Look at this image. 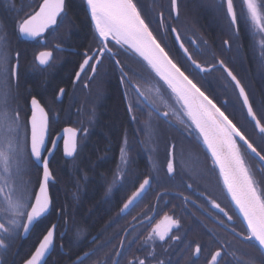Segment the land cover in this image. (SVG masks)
I'll list each match as a JSON object with an SVG mask.
<instances>
[{"label": "trees", "instance_id": "1", "mask_svg": "<svg viewBox=\"0 0 264 264\" xmlns=\"http://www.w3.org/2000/svg\"><path fill=\"white\" fill-rule=\"evenodd\" d=\"M240 1L242 0H234L237 9L240 7ZM135 2L154 35L162 46H165V50L169 52L170 56L183 69H187L186 74H191L190 78L202 86V90H205L214 103L221 107L222 111H225V114L233 120V123L241 129L250 142L257 146L258 151L264 154V139L258 135L253 125L248 121L246 110L241 105L238 89L235 88L234 83L223 70L213 69L211 73L199 74L179 49L171 29H176L181 41L197 62L210 66L218 60H223L246 90L249 73H252L254 82L259 83L260 86L254 89L250 97L257 116L262 122H264V75L262 74L264 73V56L261 55V58L258 56L264 51L260 46V40L264 38V34L257 32L254 26L250 25L251 27L245 28L240 23L238 32L240 35L237 38L226 15V6H222V0H178L179 15L177 18L171 10V0H135ZM0 8V24L16 22L19 24L20 21L27 18L24 14H8L2 5ZM71 8L76 10L60 22L57 28L48 33L44 38L45 44L27 46L28 59L24 64L28 72L26 79L28 105L22 120L26 125L23 131L25 136L27 135L30 139V101L35 96L48 113L51 139L59 129L63 130L69 126L80 130V136H91L93 139L88 144L83 140L81 143L83 147L74 160L63 162L60 159L61 155L53 156L49 165L55 181L49 186L51 211L47 217L37 223L26 241L25 247L28 254L31 255L35 252L43 236L52 226H55L54 217L59 214L62 216L61 223L66 220L71 222L70 218H76L79 226L88 227L87 231L102 232V221L99 220V217L117 215L119 211L116 205L104 206L101 202L104 198L114 199L116 194L114 184H118L115 180L118 178L117 174L122 173L120 170L126 172V175L122 176L125 178V184L139 185L146 176L156 179L161 177L164 179H155V181L169 185L170 190L186 192L185 195L189 198L197 199L199 196L196 194H202L201 200L205 210L210 214L221 216L222 213L214 211L211 207V201L215 200L225 208L229 215L233 216L236 231L247 234L244 223L223 188L219 171L213 166L211 155L203 145L198 133L193 130L192 134L188 135L183 125L178 126L176 116H169L166 122L146 101L136 106L135 94L126 82L121 83L120 73H116V75L111 73L109 81L113 80L112 83L105 81L102 85L95 83L91 86V88L94 87L93 92L95 93L93 94L97 97L96 101H93L94 103L91 101L93 98L86 101L83 96L76 107H71L73 102L69 103L65 109L63 104H55V98L61 89L60 85L76 70V56L71 57V60L64 65L58 82L53 77V66L46 70L40 68L35 61V55L42 50H52L54 45L75 49L84 48L87 44L92 46L96 36L93 24L86 12L85 0H76ZM161 13L164 18V30L160 25ZM184 24L187 25L186 29ZM7 34L6 31L0 32V41L6 40ZM253 36L259 39V45L254 43ZM91 40L92 42L89 44L88 41ZM225 41L229 43V50ZM193 42L199 46V51L193 46ZM120 52L123 54L122 58L130 56V64L127 65L124 61L123 65L126 71L131 69L128 74L141 89L147 86L154 88L155 85L160 87L162 82H158V78L150 75L149 70L137 57L123 49ZM61 55L63 54H57V56ZM148 77L152 80H149ZM98 88L99 93L97 92ZM101 89H103L102 92ZM90 93L92 94V91ZM129 103L134 105L132 112L128 110ZM55 117H60V125L57 124L58 119ZM138 140L141 141V144ZM173 145L175 172L171 178L167 172L149 175L145 174L146 172H139L135 176L138 179H132V174L128 171L132 168L167 169L168 154L170 146ZM122 152L126 157V163L122 161ZM136 152L140 153L142 163L138 164V160L134 158L133 154ZM241 153L258 188L264 190V171H256L247 163L248 154L242 145ZM29 159L28 172L24 178L31 185L30 192L37 194L43 170L36 163L31 162L34 160L33 158ZM101 168L108 169V172L99 170ZM181 184H191L192 187L186 190L175 189L176 185ZM73 198L76 199L75 202ZM82 227L80 231H85ZM62 229L59 228L60 231ZM248 242L253 252V264H264V255H262L259 245L254 240ZM8 243L5 242V246ZM46 264H54L52 258Z\"/></svg>", "mask_w": 264, "mask_h": 264}, {"label": "snow or ice", "instance_id": "2", "mask_svg": "<svg viewBox=\"0 0 264 264\" xmlns=\"http://www.w3.org/2000/svg\"><path fill=\"white\" fill-rule=\"evenodd\" d=\"M86 3L94 23L98 46L91 54L85 51L84 59L75 73V80L87 87V82L81 81V75L91 79L97 73V65H102L103 59H113L120 68L121 83H127L135 94L136 106H139L149 100V97L145 91L133 83L132 77L128 75L131 69L125 71V66H122L120 60L115 58L116 53L109 45L117 46L137 57L149 70L150 75L158 78V82L162 81L167 90H170L182 114L163 100L158 88L148 89L149 92L153 90L156 92V99L151 101L153 110L166 122L171 112L173 116H176L178 123L187 130L188 135H191L193 130L198 133L203 145L211 154L213 166L218 168L223 188L246 221L247 234L236 233V235L242 236L244 241L258 242L260 251L264 255V190L258 188L241 153V145L238 141H242L246 149L262 163H264V154L258 151L257 146L250 142L241 129L233 123V120L225 114V111H222L221 107H218L206 94V91L202 90V86L190 78L191 74H186L187 69H183L170 56L165 46H162L154 35L135 0H86ZM64 4L65 0H43L39 11L20 21L19 33L28 38H42L49 28L57 25V18L64 12ZM223 5H226V15L230 19L234 32L238 35V13L234 0H222ZM171 10L177 16L179 15L178 0H171ZM240 18L245 22L250 21L257 32L264 34V0H242ZM172 31L176 33V39L179 41V33L175 28H172ZM225 44L227 45L228 41H225ZM260 46L264 49V38L260 40ZM180 48L187 61L199 74L211 73L213 69L223 70L227 74L235 88L238 89V97L242 107L246 109L247 117L251 118L261 138L264 139V122L257 117L244 86L224 61L218 60L210 66H205L193 58L183 42L180 43ZM197 51H199L198 48ZM261 55L264 56V51ZM52 59L51 50L40 51L35 57L40 66L49 65ZM10 61L11 58L0 44V81H6L9 76L15 75L16 68L19 67V53L16 54L15 66L11 68ZM64 92L63 88L59 89L61 97ZM9 100L10 93L6 88H0V248L5 247V236H15L20 230L28 233L35 223L48 212L50 206L48 184L51 173L48 159L44 158L47 151L45 141L48 133V113L40 101L33 96L30 101V139L26 135L22 145L21 132L26 128L20 117L22 109L12 106ZM157 100L163 103L168 111L161 112L157 106ZM133 107V103L128 104L129 112L133 111ZM64 132V151L66 155L72 156L77 150L78 130L66 128ZM172 148L174 145L170 146L167 161V173L170 178L175 172ZM48 155L51 153L49 152ZM29 158H34L31 162L42 165L43 177L38 185V194L30 192L31 185L24 178L30 163ZM121 158L126 163L123 152ZM148 186H150V180L143 179V182L139 184V189L123 204L122 214L130 212L139 203L138 198H142V193L146 192ZM187 187L191 188L192 185L189 184ZM180 195L185 203L189 202V197L183 196V193ZM211 204L223 213L228 221L233 220V216L229 215L225 208L215 200L211 201ZM220 223L223 224V221ZM179 227V220L165 216L164 220L152 229L148 239L151 240L155 236L160 241H164L173 228ZM54 232L55 226H52L26 264H42L53 245ZM179 238V236L173 237L177 240ZM201 251V246L196 244L195 254L199 256ZM220 256L221 253L216 251L211 256V264H217V258ZM116 264H119V261ZM135 264H145V261L141 259Z\"/></svg>", "mask_w": 264, "mask_h": 264}, {"label": "flooded vegetation", "instance_id": "3", "mask_svg": "<svg viewBox=\"0 0 264 264\" xmlns=\"http://www.w3.org/2000/svg\"><path fill=\"white\" fill-rule=\"evenodd\" d=\"M42 3L43 0H0V6L2 5V8H4L8 14L19 13L24 14L27 17L39 11V7ZM75 3L76 0H65L64 12L60 17L57 18V25L49 28L42 38L40 37L32 41L25 40L23 35L19 33L18 22L12 24H0V32H8L7 39L0 41V44L3 45L4 51H6L11 58L10 68L15 66L16 54L19 53V67L17 68V73L15 71L14 76H9L6 81H0V88H6L10 93L9 103L12 106L22 109L20 112L21 121L25 117L24 112L27 110L28 105V84L26 81L28 72L26 71L24 64L28 59L27 46L31 44H45L44 38L47 37L48 33L57 28L60 22L69 16L72 11L76 10L75 8H71V5H74ZM85 5L86 12L88 13L90 21L94 27L86 0ZM241 6L242 1H240V7L237 9L238 27L240 26V23L245 28L249 27L250 25L253 26L250 21L245 22L240 18L239 11L241 10ZM160 25L161 29L164 30V18L161 15ZM183 26L186 29L187 25L184 24ZM171 32L175 39L173 31ZM238 35L235 36L239 38ZM184 37L186 38V36ZM253 39L254 43L259 45V39L254 36ZM91 42L92 40L88 41L89 44ZM97 46L98 41L96 36L94 37L92 46L87 44L81 49L65 48L59 46V48L61 47L71 51L75 50V52L66 50L60 51L58 50L57 45H54V48L51 50L53 52V60L47 68L40 67L36 62L37 65L44 70L53 66L52 73L54 80L59 82V78L62 75L61 71H63L64 65H66L71 60V57L76 56V70L60 85V87L65 90V92L62 97L58 94V96L55 98V104L61 103L64 105L65 109L67 106H69V103L73 102L71 107H76L80 98L83 96L86 98V101L90 99L88 94L90 93L89 91L91 90V86L93 84L95 85V83H99L102 85L105 81L112 83L113 80L109 81L111 73H115V75L116 73H120L119 77H121L120 68L115 64L113 59L109 58L103 59L102 65H97V73L91 79H87V77H85L83 74L81 75V81H86L87 87H85L83 83L75 80V73L79 70V66L84 59L83 54L85 51L91 54L93 49H95ZM193 46L199 49V46L196 43H193ZM109 47L113 48V51L116 53L115 58L120 60L122 66H124V61H126L127 65L130 64V56H127V58L124 56L122 58L123 54L120 52L122 49L112 44H110ZM226 47L228 50L230 49L229 43L226 45ZM59 53H62L63 55L57 56ZM261 57L262 56L260 54L258 58ZM248 63L250 62L248 61ZM262 74L264 75V73ZM253 79L252 73L250 72L247 81L248 88L245 90L249 95V100L251 103V94L254 92L255 88H259L260 86L259 83L254 82ZM133 83L136 84L134 81ZM141 90L144 91L143 89ZM102 91L103 89H101V92ZM146 102L153 108L150 99ZM162 106H164L163 103H160L158 107L160 109H164ZM257 107L259 106L257 105ZM253 109L255 111L254 106ZM57 119V124L60 125V117ZM247 119L258 133L253 122H251L249 117H247ZM174 122L178 124L176 121ZM178 126L181 125L179 124ZM67 128L76 129L72 126ZM65 129H59L58 133H56L53 139H51L49 136L46 154L53 146L54 141ZM258 135L261 137L259 133ZM92 139L93 138L91 136L85 137L79 135L77 139V152L75 157L71 160L76 158L78 152L83 147L81 144L83 140L86 142V144H88ZM138 142L141 144L140 140H138ZM246 152L248 154L246 157L247 163L254 170L256 169V171L259 170V172H263L264 168L262 165L255 158H253L247 150ZM55 154L61 155L60 159H62L63 162L71 161L65 158L63 138H61ZM133 155L134 158L138 160V164L142 163L140 161V153L136 152ZM99 170L108 172V169L106 168H101ZM120 171H122V173H120V175L117 174L118 178L115 180L118 182V184H114L116 187V190H114L116 192L114 199L108 200L104 198V200L101 202V204L104 206L116 205L119 208L118 214L112 216L104 215L99 217V220L102 221V232L87 231L86 229L88 227H82L81 225L79 226L76 218H70L71 222L66 220L64 223H61L62 216L60 214L54 217L56 227L54 248L46 263L52 258L54 264H116L117 261H119V264H135L136 261L141 259L145 261V264H211V256L216 251H219L221 256L217 258V264H253V252L252 248L249 246L250 243L248 241H244L242 236L236 235V233L242 232L236 231L235 221H228L227 217H225L223 213L220 216L207 212L201 200V198H203L202 194H196L199 196L197 199L189 198V202L185 203L182 196L180 195L182 192L170 190L169 185L157 183L155 181L156 178L146 176L145 178H148L151 182L148 190L139 200V203L136 204L134 208L131 207L132 210L130 212L122 214L121 209L123 204L135 194V192L139 189V185H133L132 183L125 184V178L122 176L126 175V172L123 170ZM128 171L131 172L132 179L137 180L138 177L135 176L139 172H146L145 174L148 175L155 173L162 174L166 173L167 169L150 167L148 169L132 168ZM143 179L141 180V183L143 182ZM162 179L164 178L160 177L156 180ZM177 188L186 190L188 187L186 184H181L176 185L175 189ZM185 193H183V196H186ZM75 200L76 199L73 198L74 202ZM212 209L214 211H218L214 207H212ZM165 216H170L173 219L179 220L180 227L173 228L164 241H160L158 237L155 236L149 240L148 237L152 232V229L155 228L156 224L161 223ZM220 221H223V224H221ZM81 227L84 228L85 231H80ZM59 228L63 229L60 231ZM233 229H235V232H233ZM242 234L246 235L245 233ZM29 236L24 238V232L22 230H20L15 236H5L4 243H9L5 247L0 248L1 264H26V262L34 254L32 253L29 255L25 247ZM174 236H179L180 238L178 240L173 239ZM196 244H199L202 249L199 256H197L194 252ZM117 253H119V255H117Z\"/></svg>", "mask_w": 264, "mask_h": 264}, {"label": "water", "instance_id": "4", "mask_svg": "<svg viewBox=\"0 0 264 264\" xmlns=\"http://www.w3.org/2000/svg\"><path fill=\"white\" fill-rule=\"evenodd\" d=\"M88 10H89V8H88ZM89 13H90V10H89ZM61 14H62V13H61ZM174 15H175V17H177V15H176L175 12H174ZM173 33H174V32H173ZM45 34H46V32H45L43 35H45ZM174 36H175V39H176V33H174ZM23 37H24V39L27 40V41H32V40H35V39H37V38H40V37H37V38L33 39V38L25 37V36H23ZM176 42H177V44H178L179 49H180L181 52L184 54L183 50L180 48V43L182 42L181 39H180L179 41L176 39ZM58 50L63 51V50H66V49L60 47V48H58ZM66 51H71V50H66ZM71 52H75V50H74V51H71ZM184 56H185V55H184ZM52 60H53V59H52ZM52 60L50 61L49 65L52 63ZM38 65H39V64H38ZM49 65H47V66H40V65H39V66L42 67V68H47ZM196 71H197V70H196ZM16 73H17V68H16ZM204 74H205V73H204ZM161 82H162V81H161ZM162 83H163V82H162ZM245 110H246V109H245ZM249 119L251 120L250 117H249ZM251 122H253V121L251 120ZM253 124H254V122H253ZM257 131H258V129H257ZM80 133H81V132L78 131V136L80 135ZM258 133H259V131H258ZM64 136H65V132L63 131V132H61V134L59 135V139L57 138V139L54 141L53 146H52L51 149L48 151V153L50 152L51 155H48V153L46 154V152H45V156H44V158L48 159L49 165H50V162H51L53 156H54L55 153H56V150H57V148H58V145H59V142H60L61 138H63ZM78 136H77V139H78ZM48 139H49V119H48V133H47L46 141H45V147H46V150H47ZM238 143H239L240 145H242L243 147L246 148V146L243 145V142H242V141H238ZM246 150H247V149H246ZM247 151H248V150H247ZM76 152H77V150H76ZM76 152H75L74 155H72V156H68V155L65 154V151H64L65 158H66L67 160H71V159H73V158L75 157V155H76ZM248 152H249V151H248ZM249 153H250V152H249ZM210 155H211V154H210ZM250 155H251L253 158H255V159H256V160L262 165V167L264 168V163L260 162L259 159H258L257 157L254 156V154H251V153H250ZM33 159H34V158H33ZM37 165H38V164H37ZM38 166L42 169V165H38ZM217 169H218V168H217ZM42 170H43V169H42ZM49 170H50V168H49ZM50 173H51V171H50ZM42 177H43V176H42ZM41 182H42V181H41ZM51 183H54V179H53V177H52V173H51V177H50L49 184H48V195H49V198H50V189H49V186H50ZM150 184H151V182H150ZM148 188H149V186L147 187L146 191L148 190ZM38 191H39V190H38ZM37 194H38V192H37ZM144 194H145V193H142V197H143ZM228 196H229V195H228ZM229 198H230V196H229ZM138 199L140 200L141 198H138ZM230 200H231V198H230ZM231 202H232V201H231ZM232 204H233L234 208L236 209L234 202H232ZM131 207H132V206H130V208H131ZM50 211H51V199H50V206H49V210H48V212H47L43 217H41L37 223H39L41 220H43L45 217H47V216L49 215ZM236 211H237L239 217L241 218L242 222L244 223V225H245V227H246V221L244 220L242 214L238 211V209H236ZM37 223H35V225L30 229V231H29L28 233H24V238H27V237L32 233V231H33L34 227L37 225ZM55 231H56V227H55ZM54 238H55V232H54ZM254 241H255V240H254ZM255 242H256V241H255ZM256 243L258 244V242H256ZM259 247H260V246H259ZM53 248H54V242H53L52 247H51L50 250H49V253L46 254V256H45L44 261L42 262V264H45V263H46V261L48 260V258L50 257V255H51L52 252H53ZM0 264H1V260H0Z\"/></svg>", "mask_w": 264, "mask_h": 264}, {"label": "rangeland", "instance_id": "5", "mask_svg": "<svg viewBox=\"0 0 264 264\" xmlns=\"http://www.w3.org/2000/svg\"><path fill=\"white\" fill-rule=\"evenodd\" d=\"M148 79L149 80H152L150 77H148ZM150 88H153L152 86H147L146 88H144L143 87V90L145 91V93H146V95H148V97H149V99L152 101V100H155L156 99V92H155V90H153V91H151V92H149L148 91V89H150ZM154 88H158L159 89V93L162 95V97H163V100L167 103V104H169V105H171L178 113H180V114H182V110L180 109V106L178 105V104H176L175 103V100H174V97H172L171 96V94H170V90H167V88H166V85H163V83H160V87L158 86V85H155V87ZM93 89H94V87H92L91 88V90H90V92L92 91V94L91 93H89L88 94V96L90 97V99L91 98H93V100H91L92 102L94 101H96V99L95 98H97V97H95L94 96V94L93 93H95V92H93ZM96 90V89H95ZM98 90H99V88L97 89V92H98ZM99 93V92H98ZM93 102V103H94ZM157 104H158V106L160 105V102H159V100H157ZM164 109H160L162 112L163 111H168V109L167 108H165L164 106H162ZM169 116L170 117H172L173 115L171 114V112H170V114H169ZM175 117V116H174ZM185 119H186V117H185ZM23 123V122H22ZM23 133V134H22ZM24 138H25V133H24V131L22 130V132H21V143H22V145H23V142H24ZM28 168H29V166H28ZM27 172H28V170H27Z\"/></svg>", "mask_w": 264, "mask_h": 264}]
</instances>
